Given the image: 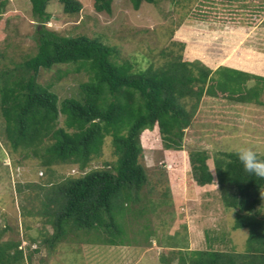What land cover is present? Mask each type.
<instances>
[{"label":"trees","instance_id":"trees-1","mask_svg":"<svg viewBox=\"0 0 264 264\" xmlns=\"http://www.w3.org/2000/svg\"><path fill=\"white\" fill-rule=\"evenodd\" d=\"M8 1L0 0V14ZM28 1L39 23L37 49L20 62H13L11 68L0 66V116L6 141L14 152L24 151V157L38 159L45 169L64 164L85 171L101 155L107 138H111L116 157L113 163L81 177L50 183L41 214L53 233L43 241L54 249L70 234L84 233L91 236L89 242L123 246L127 231L122 216L131 204L140 201V192L148 181L147 168L141 161L143 150L152 147L147 134L158 132L163 148L179 153L185 130L204 95L262 105L259 98L264 75L242 70L252 61L248 48L241 54L234 50L225 65L213 69L203 60L190 58L187 45L184 60L174 57L163 66L135 71L130 61L117 60L115 47L97 38L67 37L49 30L45 24L51 18L47 6L52 0ZM55 1L67 15L82 9L78 0ZM113 1L94 0L93 6L97 12L111 14ZM129 1L134 10H139L142 3L155 2ZM216 1L228 4L226 12L232 16L235 0H205L206 4ZM207 7L196 5L194 18L228 21L227 16L214 13V7ZM260 55L253 49L252 56ZM61 66L67 68L56 72V80L71 73L87 77L76 96L63 100L53 92L52 84L37 81L41 70ZM252 79L255 83L248 85ZM188 100H194L191 109L186 107ZM194 156L198 165L193 169L194 182L217 185L223 205L236 211L232 229L246 228L248 236L242 252L180 251L176 264H264V208H260L264 178L247 174L235 152H218L211 164L206 152ZM151 235L146 234L147 241ZM18 247L16 242H0V264H21L23 253ZM162 263L174 264L164 257Z\"/></svg>","mask_w":264,"mask_h":264},{"label":"rangeland","instance_id":"rangeland-1","mask_svg":"<svg viewBox=\"0 0 264 264\" xmlns=\"http://www.w3.org/2000/svg\"><path fill=\"white\" fill-rule=\"evenodd\" d=\"M78 1L80 13L67 15L62 5L52 0L47 6L51 18L45 26L62 36L97 38L115 47L117 60L130 61L135 71L163 66L174 57L184 60L187 45L190 58L203 60L213 69L225 65L234 50L241 54L248 48L252 61L242 70L264 75V63L257 60L261 57L264 62V0H235L231 5L234 17L226 12L228 4L217 1L155 0L134 10L129 0H114L111 14L97 12L94 0ZM199 4L214 7L213 12L227 16L228 21L196 20L194 12ZM38 26L28 0L8 1L0 14V66L11 68L13 62L36 51ZM253 49L262 55L255 58ZM58 68L41 70L37 81L52 84L59 100L76 96L80 83L87 81L86 74L71 73L56 80V72L67 67ZM254 83L252 79L248 85ZM259 100L262 105L204 95L185 130L179 153L165 150L158 132L147 134L152 147L143 150L141 161L148 181L140 201L131 204L122 216L127 231L123 246L89 242L91 236L84 233L70 234L54 249L43 241L53 233L41 214L48 186L113 163L116 157L111 138L105 140L101 155L85 171L64 164L45 169L38 159L10 148L0 116V242L19 245L21 264H163L162 257L176 264L180 251L242 252L248 230L232 229L236 211L223 205L217 185L194 182L193 169L198 166L194 155L206 152L211 164L218 152L252 146L264 156V89ZM193 101H187L188 109ZM261 206L264 208V195ZM148 232L152 235L147 241Z\"/></svg>","mask_w":264,"mask_h":264},{"label":"clouds","instance_id":"clouds-1","mask_svg":"<svg viewBox=\"0 0 264 264\" xmlns=\"http://www.w3.org/2000/svg\"><path fill=\"white\" fill-rule=\"evenodd\" d=\"M235 156L243 170L250 176L264 178V157L252 146H241L235 149ZM264 195V190H261Z\"/></svg>","mask_w":264,"mask_h":264},{"label":"crops","instance_id":"crops-1","mask_svg":"<svg viewBox=\"0 0 264 264\" xmlns=\"http://www.w3.org/2000/svg\"><path fill=\"white\" fill-rule=\"evenodd\" d=\"M257 60L260 61V63H264L262 58H258Z\"/></svg>","mask_w":264,"mask_h":264}]
</instances>
